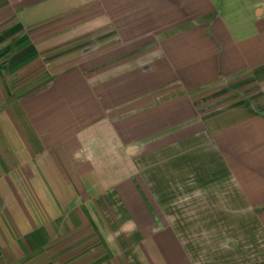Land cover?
Wrapping results in <instances>:
<instances>
[{
  "label": "crops",
  "instance_id": "crops-1",
  "mask_svg": "<svg viewBox=\"0 0 264 264\" xmlns=\"http://www.w3.org/2000/svg\"><path fill=\"white\" fill-rule=\"evenodd\" d=\"M0 264H264V0H0Z\"/></svg>",
  "mask_w": 264,
  "mask_h": 264
},
{
  "label": "rangeland",
  "instance_id": "rangeland-1",
  "mask_svg": "<svg viewBox=\"0 0 264 264\" xmlns=\"http://www.w3.org/2000/svg\"><path fill=\"white\" fill-rule=\"evenodd\" d=\"M109 33V29L106 28V30H104L102 33H94L91 35L86 34L84 37H82L81 39H79L78 37H73V38H66L65 40L62 39L63 36L59 37L58 39H61V41H59V47L57 48V50H55L54 54H59L61 52H68V51H72L74 47H77L78 45H82L85 44L86 49H91V50H95L98 47H103L106 43L105 36ZM88 50V51H89ZM61 51V52H58ZM47 55V54H46ZM77 249V246L74 245L71 250L75 251Z\"/></svg>",
  "mask_w": 264,
  "mask_h": 264
}]
</instances>
